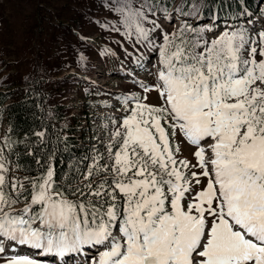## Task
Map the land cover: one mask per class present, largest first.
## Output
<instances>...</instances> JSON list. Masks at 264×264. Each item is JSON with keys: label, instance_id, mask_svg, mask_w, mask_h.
<instances>
[{"label": "snow or ice", "instance_id": "obj_1", "mask_svg": "<svg viewBox=\"0 0 264 264\" xmlns=\"http://www.w3.org/2000/svg\"><path fill=\"white\" fill-rule=\"evenodd\" d=\"M189 2L103 5L155 71L63 173L46 130L0 138V264H264V7Z\"/></svg>", "mask_w": 264, "mask_h": 264}, {"label": "rangeland", "instance_id": "obj_2", "mask_svg": "<svg viewBox=\"0 0 264 264\" xmlns=\"http://www.w3.org/2000/svg\"><path fill=\"white\" fill-rule=\"evenodd\" d=\"M199 2L190 0L186 10ZM106 3L0 0V93L8 96L7 103L23 89L40 91L48 111L55 119L62 118L64 127L77 126L93 136L99 134L104 117L119 114L114 112L117 98L135 91L134 75L151 79L145 73L155 71L156 59L145 56L140 65L135 62L145 50L111 31L115 20L103 7ZM262 7L261 0H254L250 11ZM200 23L207 25L209 18L204 16ZM218 23L223 26L222 21ZM5 119L0 112V138L7 136ZM182 148L187 156L188 148ZM20 254L34 255V250ZM43 262L53 264L51 260Z\"/></svg>", "mask_w": 264, "mask_h": 264}, {"label": "trees", "instance_id": "obj_3", "mask_svg": "<svg viewBox=\"0 0 264 264\" xmlns=\"http://www.w3.org/2000/svg\"><path fill=\"white\" fill-rule=\"evenodd\" d=\"M253 2L254 0H248L249 8L253 5ZM235 10H238V8L227 9L228 12ZM7 102L8 96L0 93V106H4ZM0 112L6 118L5 133L14 141L22 140L25 134L35 139L32 136L33 131L46 130L47 136L51 139L49 147H57L61 150L57 154L56 161L58 173H63L66 170L70 157L73 160L81 157L86 154L87 149L94 143L92 142L93 135L81 129L83 131L82 138L88 144L84 146L79 145L77 126L75 128H66L62 124V118L55 119L47 109L44 95L37 90L23 89L16 99L7 103ZM65 137L67 139L64 143L67 144V148L64 147V143H60ZM23 160L28 161L35 167L31 157H23ZM21 175H23L22 172Z\"/></svg>", "mask_w": 264, "mask_h": 264}, {"label": "bare ground", "instance_id": "obj_4", "mask_svg": "<svg viewBox=\"0 0 264 264\" xmlns=\"http://www.w3.org/2000/svg\"><path fill=\"white\" fill-rule=\"evenodd\" d=\"M79 136H81V135L79 134ZM80 141H82V140H80ZM80 141H79V142H80ZM26 248H27V247H24V249L20 248V250H19L18 252L21 253L22 251L26 250ZM40 258H41V260L44 259L43 257H40ZM48 260H50V259H48ZM71 264H75V261H72Z\"/></svg>", "mask_w": 264, "mask_h": 264}]
</instances>
